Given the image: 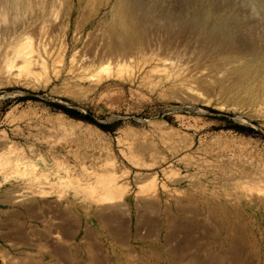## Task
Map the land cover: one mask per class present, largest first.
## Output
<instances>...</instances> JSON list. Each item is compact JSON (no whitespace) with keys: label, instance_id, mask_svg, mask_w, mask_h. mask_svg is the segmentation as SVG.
Segmentation results:
<instances>
[{"label":"rangeland","instance_id":"obj_1","mask_svg":"<svg viewBox=\"0 0 264 264\" xmlns=\"http://www.w3.org/2000/svg\"><path fill=\"white\" fill-rule=\"evenodd\" d=\"M194 1L0 0V264L78 206L91 254L264 264V0Z\"/></svg>","mask_w":264,"mask_h":264},{"label":"crops","instance_id":"obj_2","mask_svg":"<svg viewBox=\"0 0 264 264\" xmlns=\"http://www.w3.org/2000/svg\"><path fill=\"white\" fill-rule=\"evenodd\" d=\"M14 211H23L26 209L23 207H14ZM88 213L92 214V219L99 223L97 214L94 209L87 210ZM91 219V218H89ZM91 222V221H90ZM50 224V225H49ZM44 231L39 233L40 240H43L45 248L47 249L44 254L41 253V258L35 257L36 260H43L45 264H85L86 260H95L99 262L98 264H104L105 261H108L109 264H149L150 258L149 254L146 251V248H143V243L140 241V249L135 252L132 249L129 250L126 247L125 252H117L116 247L114 251L109 252L107 256L99 255L97 253L91 254L86 250L85 236L91 231V227L88 224L86 226V209L85 206H78L76 209H67L63 210L60 208L55 211L52 215L51 222L49 223ZM4 232L1 233L0 230V245H11L15 244V233L14 227L12 231L8 226L2 227ZM1 229V227H0ZM41 231V230H40ZM109 231V229H108ZM51 238L49 239V236ZM61 236L57 238V236ZM33 236L32 230H30V240ZM36 239H37V235ZM110 239L114 241V244H127L128 239L124 241H118L111 232L110 229ZM95 239H93L94 241ZM128 245V244H127ZM10 248V247H9ZM6 248L3 247V250ZM8 249V248H7ZM37 249V247H36ZM190 251L185 248H181L180 252L177 254H163V259L158 260L159 264H195L191 260ZM9 251L6 257L9 255ZM12 258L15 260V253H11ZM160 256V255H159ZM17 264V263H13Z\"/></svg>","mask_w":264,"mask_h":264},{"label":"bare ground","instance_id":"obj_3","mask_svg":"<svg viewBox=\"0 0 264 264\" xmlns=\"http://www.w3.org/2000/svg\"><path fill=\"white\" fill-rule=\"evenodd\" d=\"M260 1H262V0H260ZM252 2H256V1L252 0ZM217 7L218 6H217V3L215 0H209V1H207V0H195L194 3H192L190 5L189 13H188L187 17L189 18L190 21L194 22L195 24L196 23H203L204 24L208 18L209 12L217 10ZM167 16L170 17L169 14H167ZM22 44L23 43H20L19 45H22ZM245 71L246 70H244V72ZM248 73H250V70Z\"/></svg>","mask_w":264,"mask_h":264},{"label":"trees","instance_id":"obj_4","mask_svg":"<svg viewBox=\"0 0 264 264\" xmlns=\"http://www.w3.org/2000/svg\"><path fill=\"white\" fill-rule=\"evenodd\" d=\"M65 109V111H68L67 110V108H64ZM100 128H102V129H105V130H107V125L106 124H101V123H96ZM250 129V128H249Z\"/></svg>","mask_w":264,"mask_h":264}]
</instances>
